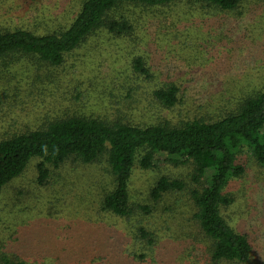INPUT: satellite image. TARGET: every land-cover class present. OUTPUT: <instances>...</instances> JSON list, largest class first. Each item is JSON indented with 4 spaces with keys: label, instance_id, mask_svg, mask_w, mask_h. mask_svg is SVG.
<instances>
[{
    "label": "rangeland",
    "instance_id": "rangeland-1",
    "mask_svg": "<svg viewBox=\"0 0 264 264\" xmlns=\"http://www.w3.org/2000/svg\"><path fill=\"white\" fill-rule=\"evenodd\" d=\"M81 1L0 0V32L59 33ZM134 15L141 22L134 40L95 32L58 66L19 54L3 59L4 65L1 60L0 140L70 116L139 126L216 121L264 89V0H242L232 13L177 4L136 9ZM135 57L144 60L149 78L133 74ZM165 83L178 88L171 109L151 96ZM37 162L31 160L0 192V254L27 264H235L210 258V243L193 219L190 164L161 163L154 170L136 165L128 187L134 206L149 204L148 192L160 176L182 181L186 190L165 196L151 216L137 211L128 222L100 210L102 195L113 188L105 155L89 164L69 158L48 167L43 186L36 182ZM238 162L244 173L227 183L231 202L220 212L247 236V264H264V166L249 153ZM137 222L158 237L144 257H135L137 245L128 235Z\"/></svg>",
    "mask_w": 264,
    "mask_h": 264
},
{
    "label": "trees",
    "instance_id": "trees-1",
    "mask_svg": "<svg viewBox=\"0 0 264 264\" xmlns=\"http://www.w3.org/2000/svg\"><path fill=\"white\" fill-rule=\"evenodd\" d=\"M242 0H82L69 26L59 33L34 34L25 29L0 32V61L14 54L38 58L58 66L65 54L76 49L91 34L106 31L113 37L130 40L141 28L135 10L184 4L232 13L239 10ZM133 74L149 78V69L141 57L131 62ZM154 102L166 109L175 106L178 88L165 83L152 91ZM250 154L253 161L264 166V89L246 97L236 112L216 121L192 120L180 126L169 124L133 125L121 121L70 116L47 122L0 140V192L18 177L31 160L37 159L36 182L48 183V167L58 168L73 158L93 163L103 155L110 171L113 188L100 199V210L117 219L133 221L152 215L154 207L165 196L186 190L185 184L166 176L158 177L148 192L149 204L134 206L130 202L129 181L137 165L142 170H154L161 163L192 166L188 195L204 238L210 243L211 260L247 264L251 247L247 236L238 233L222 217L221 207L231 200L224 193L231 179L244 173L238 162L242 154ZM211 171L207 178L206 172ZM130 238L139 254L151 251L157 235L137 222L129 226ZM135 255V254H132ZM0 264H27L22 259L0 254ZM53 264V263H52Z\"/></svg>",
    "mask_w": 264,
    "mask_h": 264
}]
</instances>
